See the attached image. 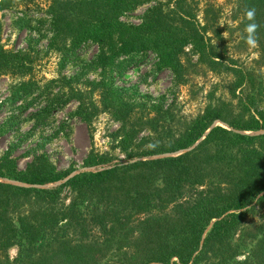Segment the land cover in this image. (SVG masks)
I'll return each mask as SVG.
<instances>
[{
    "label": "trees",
    "instance_id": "1",
    "mask_svg": "<svg viewBox=\"0 0 264 264\" xmlns=\"http://www.w3.org/2000/svg\"><path fill=\"white\" fill-rule=\"evenodd\" d=\"M20 1L0 0V12ZM197 3L88 0L84 4L79 0H51L46 13L54 38L62 39L66 58L95 44L100 54L93 64L106 70L122 56L131 61L135 54L151 51L159 68L171 71L182 81L188 71L185 48L191 46L199 63L208 64L211 72L234 75V97L245 85L251 93H241L237 108L232 103L215 102L211 95L204 115L162 152L130 156L126 163L114 166L105 159L88 163L89 168H105L96 173L71 178V172H56L42 162L23 174L12 161L4 160L0 178L21 184L0 181V253L5 255L18 247L14 264H100L104 250L92 246L55 239L48 245L50 250L42 249L47 233L68 219L72 209L69 213L52 209L64 188L74 192L77 201L96 204L92 222L112 239L125 233L136 218L146 216L141 222L140 240L134 246L135 257L125 256L122 264H264V221L255 235L246 236L255 240L251 248L244 239L234 243L247 214L264 209V79L256 84L251 74L226 60L209 37V33L220 37L216 29L218 13L210 7L201 24ZM140 4L153 5L142 23H123L120 18ZM244 6L242 25L244 29L252 23L257 25L254 37L264 54V0H244ZM250 10H254L253 19L247 16ZM84 13V19H80ZM18 58L0 46V76L17 70L21 66ZM31 89L25 94L29 95ZM106 93L114 100L106 105L115 107L119 114L132 108L120 100L117 91L109 89ZM217 122L225 126L215 127ZM159 155L162 157L154 159ZM61 182L65 183L54 190L38 189ZM187 187L207 190L194 201L180 204ZM30 203L38 205V210L20 215ZM170 208V215L150 216ZM12 212L19 216L13 217ZM126 243L118 241L117 251L126 249ZM244 252L248 256L239 261Z\"/></svg>",
    "mask_w": 264,
    "mask_h": 264
},
{
    "label": "rangeland",
    "instance_id": "2",
    "mask_svg": "<svg viewBox=\"0 0 264 264\" xmlns=\"http://www.w3.org/2000/svg\"><path fill=\"white\" fill-rule=\"evenodd\" d=\"M196 2L201 24L204 12L210 7L218 13L216 29L220 37L211 33L209 37L214 39L219 51L259 84L264 79V54L256 39L253 45L247 43L248 33L242 25L241 12L244 0ZM50 3L51 0H21L19 5L0 12V46L18 56L22 66L0 76V168L4 160H9L23 174H29L42 162L56 172H71V178L96 173L105 168H89L88 163L105 159L114 166L126 163L130 156L162 152L204 115L211 95L215 102L232 103L237 108L241 93L244 96L251 93V88L245 85L243 92L237 89L234 97L231 92L237 80L234 75L211 72L208 64L199 63V56L192 53L191 46L185 48L188 56L184 62L188 71L182 81L171 71L159 68L158 59L151 51L135 54L131 61L122 56L106 70L93 64L100 54L95 44L84 46L76 55L66 58L62 39L54 38L46 13ZM152 6L140 4L120 19L125 24L139 26ZM84 17L85 13L79 16ZM261 28L262 25L260 32ZM29 88L32 92L26 95ZM108 88L117 91L120 100L132 108L121 114L115 107L109 108L106 104L114 100L106 93ZM216 126L225 124L217 122ZM0 181L21 185L1 178ZM64 183L38 189L54 190ZM206 190L185 188L180 204L194 201ZM95 205L77 201L74 192L62 189L52 209L68 213L72 209L68 219L47 233L44 252L58 239L104 250L100 264H122L125 256L135 257L134 246L140 240V226L146 216L136 218L125 233L112 239L93 224ZM38 208L30 203L20 215ZM171 213L172 208L150 216ZM18 214L12 212L15 218ZM262 221L264 209L249 212L234 243L240 244L244 239L247 248H251L255 240L246 236L255 235ZM110 240L114 243L110 244ZM121 240L127 242V248L117 251V242ZM247 254L244 252L238 260L244 261ZM18 255L19 248L13 247L5 255L0 253V262L14 264Z\"/></svg>",
    "mask_w": 264,
    "mask_h": 264
},
{
    "label": "clouds",
    "instance_id": "3",
    "mask_svg": "<svg viewBox=\"0 0 264 264\" xmlns=\"http://www.w3.org/2000/svg\"><path fill=\"white\" fill-rule=\"evenodd\" d=\"M254 15H255L254 10H250L247 13V16H248L249 19H253ZM256 27H257V25L252 23V24H249L248 27L246 28V32L248 33L247 43H249L250 45L255 44L254 33H255V30H256Z\"/></svg>",
    "mask_w": 264,
    "mask_h": 264
}]
</instances>
